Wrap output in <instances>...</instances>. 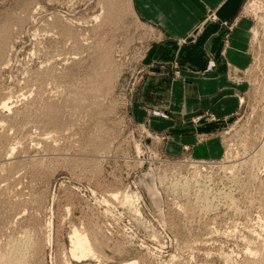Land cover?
Masks as SVG:
<instances>
[{
    "label": "rangeland",
    "instance_id": "rangeland-1",
    "mask_svg": "<svg viewBox=\"0 0 264 264\" xmlns=\"http://www.w3.org/2000/svg\"><path fill=\"white\" fill-rule=\"evenodd\" d=\"M124 4L0 0V264H264V0L241 3L250 61L226 67L241 84L235 111L206 131L194 125L216 121L208 110L188 120L197 144L217 139V158L201 157L213 144L169 153L177 133L149 127L148 115L171 114L138 90L179 71L148 61L163 37L134 16L120 22ZM215 67L210 56L202 71ZM78 231L95 254L75 258Z\"/></svg>",
    "mask_w": 264,
    "mask_h": 264
},
{
    "label": "crops",
    "instance_id": "crops-1",
    "mask_svg": "<svg viewBox=\"0 0 264 264\" xmlns=\"http://www.w3.org/2000/svg\"><path fill=\"white\" fill-rule=\"evenodd\" d=\"M243 0H132L136 16L149 28L162 35V40L153 48L150 60L165 63L164 70H171V63L177 64L179 76L157 71L148 76L138 95L147 107L166 109L170 118L147 116L149 127L155 132L174 130L177 134L165 142L169 153L180 154L184 145L198 148L213 144L216 148L201 157L217 158L221 154L217 139L197 144L196 137L187 134L192 124L189 117L208 110L216 121H198V131L211 130L223 124L238 105L241 84L229 81L227 64L244 69L250 61L248 51L249 27L251 21L240 12ZM211 12L216 21L206 20ZM202 22V31L194 40L185 38L194 27ZM214 59L213 71H202L207 58ZM146 108V107H145ZM145 108L137 102L132 112L136 118L146 117ZM200 157V155H197Z\"/></svg>",
    "mask_w": 264,
    "mask_h": 264
},
{
    "label": "bare ground",
    "instance_id": "bare-ground-1",
    "mask_svg": "<svg viewBox=\"0 0 264 264\" xmlns=\"http://www.w3.org/2000/svg\"><path fill=\"white\" fill-rule=\"evenodd\" d=\"M106 2H107V0H106ZM103 3V2H102ZM108 4V3H107ZM109 5H107L106 7H108ZM118 9V11H119V14H118V17H119V19H120V22H122V20L124 21V17H125V15L126 16H134L135 18H134V20L136 19V21L139 19L137 16H136V14H135V12H134V10H133V5H132V0H130V4H124V5H122V6H120V7H118L117 8ZM116 9V10H117ZM105 13H104V16H102L103 18L101 19V20H104V22H105V17L106 16H109V15H112V13L109 11V8H106L105 10ZM113 16V15H112ZM133 18V17H132ZM100 19V18H99ZM112 18H110L109 20H108V22L107 23H109L110 22V20H111ZM115 19V18H114ZM139 21V20H138ZM115 21L113 20V23H114ZM116 22H118V21H116ZM115 22V23H116ZM100 23V22H99ZM138 23V22H137ZM143 23V22H142ZM141 23V24H142ZM3 25H5V24H3ZM147 26V25H146ZM66 27V26H65ZM67 28V27H66ZM10 29V28H9ZM8 30V26L7 25H5L4 27H0V34H3L4 32H6ZM4 36V35H3ZM9 36L10 35H8V37L7 38H5V39H9ZM6 37V36H5ZM2 38V37H1ZM4 41V40H3ZM6 43V42H5ZM6 45V44H5ZM4 45V46H5ZM1 46H3V44L1 45ZM3 48V47H2ZM6 48V47H5ZM8 62V61H7ZM6 62V63H7ZM162 114H163V112H162ZM203 121V120H202ZM116 193V192H115ZM122 193V192H121ZM125 193V192H124ZM128 193V192H127ZM126 193V195L124 194V199L122 200H120V198H119V200L116 198V200H118V201H125V202H128L129 203V201L132 199V196L130 197V195L129 194H127ZM119 194V193H118ZM136 194V193H135ZM114 195V194H113ZM113 195H112V197H113ZM116 195H117V193H116ZM116 195L114 196V198L116 197ZM122 195V194H121ZM134 195V194H133ZM118 196V195H117ZM118 197H121V196H118ZM123 197V196H122ZM134 198H136V202H138V200H139V197L140 196H138L137 194L135 195V196H133ZM122 202V203H123ZM124 202V203H125ZM121 203V202H120ZM139 203V202H138ZM137 209V208H136ZM138 211V210H137ZM85 235V234H84ZM87 235V234H86ZM83 236L82 235V233L80 232L79 233V231L78 232H75V235H74V237H73V239H74V247H73V255L75 256V258H79V259H82V258H86V257H88L89 256V254L91 253L92 254V250H93V247L91 248V245H90V241L88 240L89 238H87V236ZM92 244V243H91ZM15 249V248H14ZM95 249V248H94ZM16 250H18V249H16ZM15 250V251H16ZM14 251V250H13ZM13 251H11V252H13ZM14 251V252H15ZM100 252V251H99ZM19 253V252H18ZM94 253V252H93ZM20 254V253H19ZM95 254V253H94ZM93 254V255H94ZM10 255H11V253H10ZM92 255V256H93ZM12 256V255H11ZM11 256H9V257H11ZM19 256V255H18ZM23 256V255H22ZM91 256V255H90ZM7 258V257H6ZM15 258V257H14ZM10 260H11V258H10ZM9 260V261H10ZM17 260V259H16ZM14 262V261H13ZM16 263V262H15ZM138 263V262H137ZM136 262H126V263H122V264H137ZM13 264V263H12ZM18 264V263H17Z\"/></svg>",
    "mask_w": 264,
    "mask_h": 264
},
{
    "label": "built area",
    "instance_id": "built-area-1",
    "mask_svg": "<svg viewBox=\"0 0 264 264\" xmlns=\"http://www.w3.org/2000/svg\"><path fill=\"white\" fill-rule=\"evenodd\" d=\"M209 64H210V67L212 66V64H213V62H209Z\"/></svg>",
    "mask_w": 264,
    "mask_h": 264
}]
</instances>
